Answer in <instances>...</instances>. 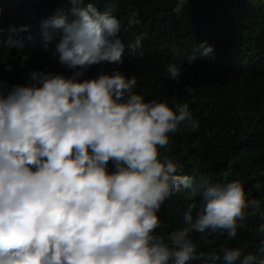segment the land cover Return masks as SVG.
Masks as SVG:
<instances>
[{"label":"clouds","instance_id":"1","mask_svg":"<svg viewBox=\"0 0 264 264\" xmlns=\"http://www.w3.org/2000/svg\"><path fill=\"white\" fill-rule=\"evenodd\" d=\"M186 3L176 0L172 11L179 15ZM140 23L137 11L124 24L92 0H68L67 9L42 19L40 29L43 48L54 42L69 74L30 70L23 84L0 80V264H264L239 246L197 252L191 233L233 239L249 205L264 221V201L248 199L241 178L229 179L234 159L221 179L195 184L183 163L161 156L169 133L199 127L189 103L145 100L135 91L136 76L116 68L87 77L93 65L123 62L120 33ZM146 37L137 35L129 53L142 57L137 50ZM5 43L23 47L11 35ZM212 53L201 41L167 61L164 72L178 81L184 60L191 64ZM28 59L21 54L20 66ZM0 63L12 71L5 59ZM183 190L201 202L189 203L182 226L165 237L156 231L162 227L158 213ZM256 231L264 233V222Z\"/></svg>","mask_w":264,"mask_h":264},{"label":"trees","instance_id":"2","mask_svg":"<svg viewBox=\"0 0 264 264\" xmlns=\"http://www.w3.org/2000/svg\"><path fill=\"white\" fill-rule=\"evenodd\" d=\"M92 2L99 12H108L124 24L128 14L137 11L141 23L120 33L126 45L123 62L93 65L87 77L116 68L126 76H136L135 91L145 100H166L170 106L187 101L199 127L169 133V143L159 149L161 156L183 163V171L194 177L195 184L221 179L228 161L234 159L229 179L241 178L247 198L264 201V176L259 174L264 171V0H187L179 15L172 11L176 0ZM67 7L68 0H0V59L12 65L9 72L0 63V80L9 86L23 84L30 70L69 74L58 63L54 42L43 48L40 29L42 19ZM21 26H28L27 30L21 31ZM10 27L16 31L10 32ZM141 33L147 37L137 50L143 53L139 57L129 53L127 45ZM10 35L23 47H9L5 41ZM201 41L212 45L213 53L191 64L184 60L178 81L167 78V61L187 55ZM25 53L29 59L21 67L20 56ZM186 86L193 88L191 94ZM252 173L256 175L249 179ZM256 181L262 184L259 190L253 187ZM200 202L198 196L190 197L188 190L175 193L162 205L158 213L162 227L156 231L166 237L182 226L188 204L198 207ZM245 213L233 239H227L226 233H191L197 252L239 246L258 260L264 258V233L256 231L264 221L259 210L253 214L251 205ZM189 264H200V260Z\"/></svg>","mask_w":264,"mask_h":264}]
</instances>
